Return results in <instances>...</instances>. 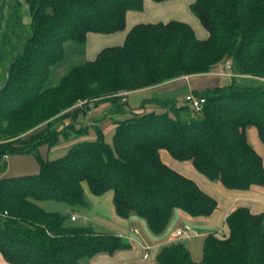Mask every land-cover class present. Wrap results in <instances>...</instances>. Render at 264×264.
Wrapping results in <instances>:
<instances>
[{
    "label": "trees",
    "instance_id": "trees-1",
    "mask_svg": "<svg viewBox=\"0 0 264 264\" xmlns=\"http://www.w3.org/2000/svg\"><path fill=\"white\" fill-rule=\"evenodd\" d=\"M25 1L31 33L0 86V172L14 154L32 155L39 170L0 178V212H6L0 216V253L8 263L80 264L84 257L130 248L121 236L71 225L66 215L38 204L51 200L72 209L86 206L83 184L94 195L111 190L116 213L123 218L135 213L156 235L165 230L174 209L194 217L210 215L217 200L165 164L161 150L191 161L198 172L228 189L264 186L262 158L246 137V129L254 126L264 144V0H194L190 10L207 38L198 39L182 21L138 23L123 44L72 65L54 84L52 68L64 59L67 42L82 44L88 32L123 30L126 12L142 9L143 0ZM3 4L0 0V22ZM9 10L7 26L22 25L20 2L15 0ZM225 61L231 65L230 83L195 92L204 99L200 110L185 101L153 99V110L114 122L111 142L97 129L95 138L72 143L61 156L41 157L40 145L52 148L59 135L68 137L51 127L52 119L70 117L63 112L77 102L108 101L107 114L120 113L126 92L208 73ZM243 75L259 81L236 83ZM74 131L82 136L87 128ZM226 225L227 235L204 238L200 261L177 242L161 248L157 263L264 264V213L237 207Z\"/></svg>",
    "mask_w": 264,
    "mask_h": 264
},
{
    "label": "crops",
    "instance_id": "crops-1",
    "mask_svg": "<svg viewBox=\"0 0 264 264\" xmlns=\"http://www.w3.org/2000/svg\"><path fill=\"white\" fill-rule=\"evenodd\" d=\"M17 1L21 5L22 23L26 26L30 23L28 5L23 4L22 0ZM3 2V12L5 8H8L10 12L8 0H3ZM193 2L194 0H143L142 9L126 12L123 30L108 34L88 32L84 43L69 44L72 55L82 56L83 61L92 60L101 49L123 44L127 32L138 23L182 21L192 27L198 39H205L208 37V31L191 12L190 5ZM66 45L67 43L64 45V51ZM231 76L232 73L224 70L223 65H218L208 73L180 76L155 86L129 91L124 93V111L107 114L111 103L105 101L94 106L93 110H88V113H91L90 119H86L85 115L79 114L76 118V126L78 128L81 125L87 128V135L91 139L95 138L97 129L107 138L114 129L115 121L129 118L134 113L149 112L156 108L153 99L175 100L177 104H181L180 102L189 94L230 83ZM258 81L257 78L248 75L236 77V83L242 85L256 84ZM147 99H151L150 103L145 101ZM74 134H70L66 138L61 137L57 143V148H67L72 143L79 141L81 135ZM246 137L248 143L261 156L264 166V144L254 126H249L246 129ZM38 150L43 159H47L50 153L54 151L53 147L49 148L45 144L40 145ZM160 155L165 164L195 181L201 190L217 200L214 211L207 216L194 217L180 209H174L165 230L156 235L150 231L146 221L135 213H131L126 218L120 217L116 213L111 190L100 195H94L90 192L88 186L83 184L88 205L73 209L63 202L40 201L39 206L48 212H53L49 208L52 205L49 202L61 203L63 206L58 213L66 215L71 225L91 226L94 231L99 233H114L130 244L129 249L119 250L113 254L100 253L92 257L81 258L80 264H158L156 257L161 248L177 242L183 243L191 258L197 261L199 255L195 253L197 252V247L196 249L194 247L195 244L202 243L203 245L204 238L209 234L219 236L218 232H221L223 235H227L226 217L235 208L247 207L252 213H264L263 185H251L246 190L228 189L218 180H209L198 172L191 161L176 160L166 150H161ZM38 170V162L32 155L14 154L6 158V167L4 171L0 172V178L35 174ZM72 214H75L74 220H70ZM77 221L79 223L75 224ZM185 226H189V237L183 239L174 237L175 230L184 229ZM146 248L148 249L146 250ZM145 251L148 252L146 259L143 258ZM194 256H196V259ZM0 264H10L1 253Z\"/></svg>",
    "mask_w": 264,
    "mask_h": 264
},
{
    "label": "rangeland",
    "instance_id": "rangeland-1",
    "mask_svg": "<svg viewBox=\"0 0 264 264\" xmlns=\"http://www.w3.org/2000/svg\"><path fill=\"white\" fill-rule=\"evenodd\" d=\"M8 2H9V5H12V4H14L15 0H8ZM21 2L23 4H27L25 0H22ZM8 13H9L8 8H5V10L3 12V16L4 17H3V19L0 22V86L3 85V83L5 82V75H6L7 68L9 66L10 62L21 51L26 38L31 33V30H30V27H29L30 23H28L29 21L27 22L28 24L26 26L22 23V25L15 26V28L14 27L11 28L10 26L8 27L7 24H6ZM2 37H4V38L2 39ZM69 44H75V43L67 42V45L65 46V52L66 53H65V57H64L63 61L61 63L55 65L52 68V74H51V77H50V84L56 83L58 81L59 77L63 73H65V71H67V69H69L72 65L81 63L83 61L82 60V56H80V55H72V52H71ZM223 68H224V66H223ZM237 81L240 82V80H238V79H237ZM183 101H181L180 103L183 104L184 103ZM86 104L88 106L87 108L85 107ZM94 106H96V105L92 101H90V102H86L84 100L83 101H79L75 105L70 107L68 110L63 112L64 114L65 113L66 114L69 113L72 116L73 115L72 112L78 110L79 113L76 115V117H71V116L70 117H65L61 121H58V119L60 117H57L55 119H52L53 124L51 125V127L52 128H57L61 132L65 131L69 135L70 134L71 135H75L74 134L75 133L74 130L82 128L81 125L77 128V126H76V123H77L76 118L78 117L79 114L80 115L82 114V115H85L86 119H90L89 116H90L91 113H88V110H93ZM70 126H72V128H73L71 131L68 128ZM43 127H41V128H43ZM32 130H34V129H32ZM38 130H40V129H38ZM38 130H34V132H36ZM28 132H31V131H28ZM112 134H113V130L107 136V138L103 134V136H104V138H105V140L107 142H111ZM28 135L29 134H26L24 137H28ZM61 137L63 138L62 134L59 135V140L61 139ZM84 139H91V138L88 137L87 132L85 133V135H82L81 138H80V140H84ZM59 140H58V142H59ZM57 146L58 145H55L53 147V150H54V148H56V149L52 153H50V155H49L50 159L57 158V157L61 156L66 151V148L59 149V148H57ZM49 204H52L51 206H49V208L52 209L53 212L61 211L62 206H63L61 203H56V202H49ZM79 221H77L75 224H78ZM194 247H195V249L197 247V252H195V253H197L199 255L197 261H200L201 257H202V243H200L199 245L195 244ZM194 255H196V254H194ZM195 257L196 256H194V258Z\"/></svg>",
    "mask_w": 264,
    "mask_h": 264
},
{
    "label": "built area",
    "instance_id": "built-area-1",
    "mask_svg": "<svg viewBox=\"0 0 264 264\" xmlns=\"http://www.w3.org/2000/svg\"><path fill=\"white\" fill-rule=\"evenodd\" d=\"M224 69L226 71H231V65L229 63V61H225L224 64ZM184 101L190 106V108L195 109V110H200L204 99L201 97H197L194 94H189L187 96H185ZM6 157V156H5ZM7 158V157H6ZM6 212H0V216H5ZM75 219V214H72L70 216V220H74ZM174 237L176 238H188L189 237V226H185L184 229H177L174 232ZM219 236H222L223 234L221 232H218ZM148 248H146L147 250ZM148 257V252L145 251L143 254V258L146 259Z\"/></svg>",
    "mask_w": 264,
    "mask_h": 264
}]
</instances>
